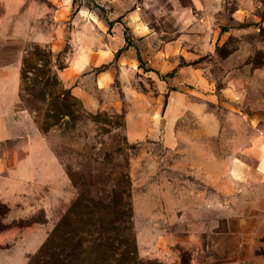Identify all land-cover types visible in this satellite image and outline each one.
<instances>
[{
    "label": "rangeland",
    "instance_id": "obj_1",
    "mask_svg": "<svg viewBox=\"0 0 264 264\" xmlns=\"http://www.w3.org/2000/svg\"><path fill=\"white\" fill-rule=\"evenodd\" d=\"M31 3L99 116L46 134L68 183L0 177V264H27L80 190L124 174L140 264H264V0Z\"/></svg>",
    "mask_w": 264,
    "mask_h": 264
},
{
    "label": "trees",
    "instance_id": "obj_2",
    "mask_svg": "<svg viewBox=\"0 0 264 264\" xmlns=\"http://www.w3.org/2000/svg\"><path fill=\"white\" fill-rule=\"evenodd\" d=\"M126 39L130 45L128 35ZM67 66L60 57L54 59L48 43L33 42L23 55L20 97L25 107L39 117L44 134L53 127L75 128L87 115L95 120L99 116L91 115L60 78L58 70ZM130 186L124 174L122 183L113 185L103 196L80 190L27 264H140ZM117 225L119 238H114L111 231Z\"/></svg>",
    "mask_w": 264,
    "mask_h": 264
},
{
    "label": "crops",
    "instance_id": "obj_3",
    "mask_svg": "<svg viewBox=\"0 0 264 264\" xmlns=\"http://www.w3.org/2000/svg\"><path fill=\"white\" fill-rule=\"evenodd\" d=\"M33 8L34 3L27 6V0L25 11L23 0H0V177L16 185L25 184V176L36 182L38 174L44 184L55 185L61 179L68 183L47 135L20 97L22 58L28 40L51 41L45 33L33 31L40 18ZM72 92L78 93L76 88Z\"/></svg>",
    "mask_w": 264,
    "mask_h": 264
}]
</instances>
